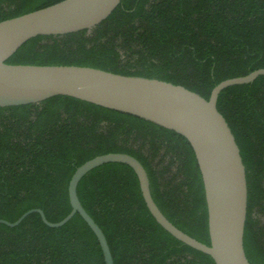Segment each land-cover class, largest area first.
Masks as SVG:
<instances>
[{"label": "trees", "instance_id": "1", "mask_svg": "<svg viewBox=\"0 0 264 264\" xmlns=\"http://www.w3.org/2000/svg\"><path fill=\"white\" fill-rule=\"evenodd\" d=\"M59 1L0 0V21ZM6 62L155 78L207 99L219 82L264 68V0H121L91 31L37 36ZM216 107L245 167L244 253L250 264H264V76L223 89ZM106 153L138 160L162 214L209 245L203 185L189 143L147 120L67 96L0 107V220L14 222L38 208L49 222L60 221L71 210L67 186L75 169ZM76 193L103 232L113 264H214L156 223L129 166L93 168ZM0 264L104 260L77 213L58 228L31 213L15 227L0 224Z\"/></svg>", "mask_w": 264, "mask_h": 264}, {"label": "water", "instance_id": "2", "mask_svg": "<svg viewBox=\"0 0 264 264\" xmlns=\"http://www.w3.org/2000/svg\"><path fill=\"white\" fill-rule=\"evenodd\" d=\"M120 1L61 0L0 21V107L38 104L55 96H67L147 120L182 136L192 148L201 176L209 245L179 230L162 214L152 199L146 170L138 160L125 153L98 155L75 169L67 186L71 210L60 221L49 222L41 209L34 208L14 222L0 220V224L15 227L29 214L37 213L46 226L58 228L77 213L95 235L104 264H113L106 238L81 206L76 187L93 168L105 163H122L136 174L150 215L176 240L208 255L214 264H250L243 249L247 209L245 167L235 138L217 110L216 101L223 89L264 76V68L219 82L205 99L183 86L155 78L86 66L6 62L21 45L37 36L91 31L113 12Z\"/></svg>", "mask_w": 264, "mask_h": 264}, {"label": "rangeland", "instance_id": "3", "mask_svg": "<svg viewBox=\"0 0 264 264\" xmlns=\"http://www.w3.org/2000/svg\"><path fill=\"white\" fill-rule=\"evenodd\" d=\"M158 160V159H157Z\"/></svg>", "mask_w": 264, "mask_h": 264}]
</instances>
